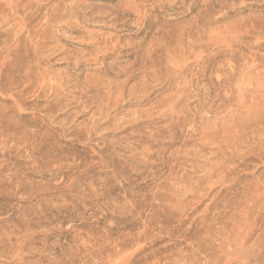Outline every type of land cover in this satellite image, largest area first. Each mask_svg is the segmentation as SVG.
I'll use <instances>...</instances> for the list:
<instances>
[{
  "label": "rangeland",
  "instance_id": "374dc122",
  "mask_svg": "<svg viewBox=\"0 0 264 264\" xmlns=\"http://www.w3.org/2000/svg\"><path fill=\"white\" fill-rule=\"evenodd\" d=\"M0 123V264H264V0H0Z\"/></svg>",
  "mask_w": 264,
  "mask_h": 264
},
{
  "label": "bare ground",
  "instance_id": "6f19581e",
  "mask_svg": "<svg viewBox=\"0 0 264 264\" xmlns=\"http://www.w3.org/2000/svg\"><path fill=\"white\" fill-rule=\"evenodd\" d=\"M21 3H16L15 4V7H17V8H19V5H20ZM37 4V3H36ZM152 8V7H151ZM135 9V8H134ZM136 10V9H135ZM20 12V11H19ZM4 22V21H3ZM29 22V21H28ZM142 23V22H141ZM35 25V24H34ZM40 26V25H39ZM188 28V27H187ZM34 30V29H33ZM213 31V30H212ZM199 32H201V31H199ZM218 32V31H217ZM220 33V32H219ZM33 36V35H32ZM34 37V36H33ZM49 37V36H48ZM179 40V39H178ZM220 41H222V40H220ZM43 42H44V40H43ZM217 42V41H216ZM226 43V42H225ZM235 43V42H234ZM9 44V43H8ZM25 46V45H24ZM27 47V46H26ZM17 48V47H16ZM154 50V49H153ZM42 51V50H41ZM23 55V54H22ZM153 56V55H152ZM198 58V57H197ZM183 59H185V57L183 58ZM189 59V58H188ZM191 59V58H190ZM35 61V60H34ZM36 62V61H35ZM185 62V61H184ZM181 63V62H180ZM37 64V63H36ZM30 65V64H29ZM15 66V65H14ZM201 66V65H200ZM30 67V66H29ZM177 67V66H176ZM26 68H27V66H26ZM177 71V70H176ZM2 74V73H1ZM30 74V73H29ZM34 75V74H33ZM35 76V75H34ZM234 77V76H233ZM47 78V77H46ZM39 79H41V78H39ZM44 79V78H43ZM7 81V80H6ZM31 83V82H30ZM4 84V83H3ZM233 84V83H232ZM188 86V85H187ZM35 87H37V86H35ZM233 88V87H232ZM186 89V88H185ZM181 91V90H180ZM42 92V91H41ZM175 92V91H174ZM182 92V91H181ZM140 93V92H139ZM183 93V92H182ZM177 94V93H176ZM148 95V94H147ZM126 96V95H125ZM131 97V96H130ZM170 98V97H169ZM178 100V99H177ZM245 101V100H244ZM91 103V102H90ZM235 103V102H234ZM233 103V104H234ZM238 103V102H237ZM62 106V105H61ZM156 108V107H155ZM82 109V108H81ZM151 110V109H150ZM4 114V113H3ZM215 115V114H214ZM231 115V114H230ZM236 115V114H235ZM79 116V115H78ZM77 117V116H76ZM168 117V116H167ZM64 122V121H63ZM1 124V123H0ZM6 124V123H5ZM85 127V126H84ZM24 132V131H23ZM100 132V131H99ZM66 133V132H65ZM29 136V135H28ZM77 138V137H76ZM172 139V138H171ZM193 139V138H192ZM257 141V140H256ZM165 143V142H164ZM34 144V143H33ZM101 148V147H100ZM186 149V148H185ZM9 151V150H8ZM162 152V151H161ZM95 155V154H94ZM158 156V155H157ZM75 158V157H74ZM150 160V159H149ZM3 161V160H2ZM69 161V160H68ZM152 161V160H151ZM156 162V161H155ZM132 165V164H131ZM1 167V166H0ZM152 171V170H151ZM17 178V177H16ZM3 180V179H2ZM8 180V179H7ZM15 181V180H14ZM147 181V180H146ZM14 185V184H13ZM20 186V185H19ZM47 187V186H46ZM162 190V189H161ZM142 196V195H141ZM78 198V197H77ZM81 200V199H80ZM214 201V200H213ZM150 202V201H149ZM148 203V202H147ZM143 205V204H142ZM127 207V206H126ZM133 207V206H132ZM174 207V206H173ZM199 207V206H198ZM178 209V208H177ZM180 213V212H179ZM96 238V237H95ZM111 240V239H110ZM108 242V241H107ZM125 248V247H124ZM118 252V251H117ZM116 254V253H115ZM118 256V255H117ZM121 256V255H120ZM129 261H130V259H129Z\"/></svg>",
  "mask_w": 264,
  "mask_h": 264
}]
</instances>
